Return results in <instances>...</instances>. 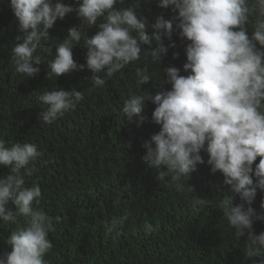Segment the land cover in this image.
I'll return each mask as SVG.
<instances>
[{"label": "clouds", "instance_id": "clouds-1", "mask_svg": "<svg viewBox=\"0 0 264 264\" xmlns=\"http://www.w3.org/2000/svg\"><path fill=\"white\" fill-rule=\"evenodd\" d=\"M76 4L9 0L19 33L11 48L16 73L35 78L38 66L51 56L47 79L86 67L92 73L91 86L103 88L130 65L147 61L143 68H135L141 91L131 92L122 106L124 118L137 127L149 116L145 107L155 106L150 116L159 131L142 142L146 149L142 160L157 170L160 184L170 183L177 193L193 189L188 181L198 166L206 164L211 174H222V183L239 195L240 203L228 195L218 207L236 237L247 234L245 257L264 264V232L257 235L253 229L255 221L264 222V198L260 212L252 206L257 190L264 191V0H156L157 7L171 15L167 19L159 15L154 22L135 5L124 6L125 0H76ZM73 12L81 23L69 28L62 41L55 38L54 46L45 47L42 42L49 41L56 21ZM93 29L89 37L87 30ZM173 33L181 43L172 40ZM81 42L87 49L86 64L73 57ZM176 45L182 54L174 52L173 58H185L184 75L178 67H162V58ZM148 64L160 69L158 85ZM149 82L158 89L154 96L142 88ZM37 99L39 119L50 125L75 111L84 95L75 88L57 87ZM41 157L36 143L7 144L0 139V167L9 170L0 178V221L16 225L4 239L10 251L0 253V264H48L53 217L39 208V183L26 186L25 181L37 171ZM114 203L119 207L121 202ZM192 203L203 207L207 201L196 195ZM129 215L105 220L107 232L119 235ZM152 231L146 223L145 233Z\"/></svg>", "mask_w": 264, "mask_h": 264}, {"label": "trees", "instance_id": "trees-1", "mask_svg": "<svg viewBox=\"0 0 264 264\" xmlns=\"http://www.w3.org/2000/svg\"><path fill=\"white\" fill-rule=\"evenodd\" d=\"M64 2L78 6L76 0ZM129 4L150 22L159 15L166 19L171 15L170 10L157 7L156 0H125L124 6ZM8 5L9 0H0V139L7 144L33 142L42 152L35 165L37 171L25 176V181L26 186L39 183V208L53 217L54 230L49 233L53 247L45 256L48 264H253L244 255L247 234L236 237L218 207L217 203L228 195L233 196L234 203H240L239 195L222 183V174H211L206 164L198 166L188 181L193 189L177 193L170 183L160 184L157 170L142 160L146 152L142 137L146 131H159L150 116L155 106L148 103L153 107H145L149 116L143 112L147 120L139 127L127 122L122 106L131 92L141 91L135 68H143L147 61L130 65L103 88L91 86L92 73L86 67L56 80L47 79L51 56L38 66L40 73L35 78H23L16 73L12 60L11 48L19 33ZM80 23L75 12L66 15L49 30V41L42 43L54 46L55 38L62 41L68 29ZM94 31L87 30V35L91 37ZM172 40L181 43L177 33ZM52 51L55 54L54 47ZM86 51L82 42L74 47L78 64H86ZM174 52L182 54L178 45L169 48L162 67H178L184 75L185 58L174 59ZM148 67L156 74L154 84L158 85L162 79L159 67ZM57 87L75 88L83 92L84 100L55 123L42 124L37 97ZM142 88L153 96L158 91L152 82ZM202 156L206 161L207 155ZM8 172V168L0 167V178ZM196 195L207 201L203 207L193 205ZM262 198L264 191L258 189L252 205L257 212L261 211ZM116 199L121 202L119 207ZM126 212L129 219L120 234H109L104 221ZM146 223L153 228L150 234L145 233ZM15 226L0 221V253L10 251L4 239ZM253 229L257 235L264 232V222L255 221Z\"/></svg>", "mask_w": 264, "mask_h": 264}, {"label": "bare ground", "instance_id": "bare-ground-1", "mask_svg": "<svg viewBox=\"0 0 264 264\" xmlns=\"http://www.w3.org/2000/svg\"><path fill=\"white\" fill-rule=\"evenodd\" d=\"M146 119V118H145ZM147 120V119H146ZM151 125L149 124V127ZM144 130V129H143ZM153 133V131H152ZM152 133H149L148 131H146L145 135L142 137V142L145 141V140H148L149 136L152 135Z\"/></svg>", "mask_w": 264, "mask_h": 264}]
</instances>
